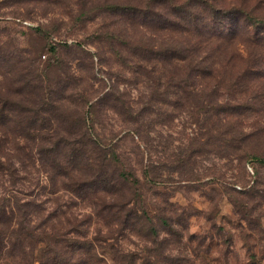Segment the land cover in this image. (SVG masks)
Wrapping results in <instances>:
<instances>
[{"label":"rangeland","instance_id":"obj_1","mask_svg":"<svg viewBox=\"0 0 264 264\" xmlns=\"http://www.w3.org/2000/svg\"><path fill=\"white\" fill-rule=\"evenodd\" d=\"M15 203L89 263L264 264V0H0Z\"/></svg>","mask_w":264,"mask_h":264},{"label":"trees","instance_id":"obj_2","mask_svg":"<svg viewBox=\"0 0 264 264\" xmlns=\"http://www.w3.org/2000/svg\"><path fill=\"white\" fill-rule=\"evenodd\" d=\"M14 205L10 206L9 212H7L5 206H0V264L6 261L10 263L12 260L16 264H23L26 255H29V252L25 251L26 247L30 248L32 254L36 250L42 251L39 257L47 260L46 256L48 251H50V245H55L57 248L61 246L60 250L67 248L69 253L65 260L68 263L74 261V264H97L94 261H90V263L87 261V254L91 248L83 240L85 236L83 231L70 230L69 228L64 233H59V231L54 229L50 233V231L41 229L37 233L35 226L32 227V230L27 231L20 225L19 221L15 220V211L13 209L19 208L18 203ZM15 224H18L19 228L15 229ZM24 240L27 241L26 246Z\"/></svg>","mask_w":264,"mask_h":264}]
</instances>
